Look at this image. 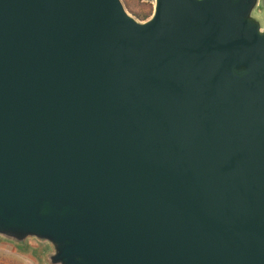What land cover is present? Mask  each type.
I'll return each mask as SVG.
<instances>
[{
    "label": "water",
    "instance_id": "95a60500",
    "mask_svg": "<svg viewBox=\"0 0 264 264\" xmlns=\"http://www.w3.org/2000/svg\"><path fill=\"white\" fill-rule=\"evenodd\" d=\"M152 1L0 0V239L264 264V0Z\"/></svg>",
    "mask_w": 264,
    "mask_h": 264
},
{
    "label": "rangeland",
    "instance_id": "374dc122",
    "mask_svg": "<svg viewBox=\"0 0 264 264\" xmlns=\"http://www.w3.org/2000/svg\"><path fill=\"white\" fill-rule=\"evenodd\" d=\"M120 1L125 11L138 22L148 20L153 13L154 3L152 0ZM255 12L256 10L252 12V15ZM258 12L262 13V11ZM263 14L264 12L261 15L263 16ZM51 253L50 245L46 242L27 240L25 245L17 246L0 239V264H45V258Z\"/></svg>",
    "mask_w": 264,
    "mask_h": 264
}]
</instances>
